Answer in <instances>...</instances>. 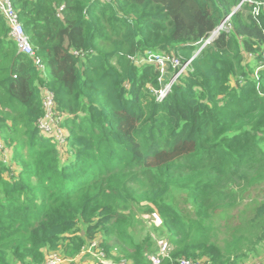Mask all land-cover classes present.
<instances>
[{"label": "trees", "instance_id": "1", "mask_svg": "<svg viewBox=\"0 0 264 264\" xmlns=\"http://www.w3.org/2000/svg\"><path fill=\"white\" fill-rule=\"evenodd\" d=\"M11 1L44 68L0 14V264L94 241L113 264H153L137 214L173 245L159 264H247L264 244V0ZM230 13L158 101L159 69L133 59L186 61ZM45 89L62 143L38 128Z\"/></svg>", "mask_w": 264, "mask_h": 264}, {"label": "built area", "instance_id": "2", "mask_svg": "<svg viewBox=\"0 0 264 264\" xmlns=\"http://www.w3.org/2000/svg\"><path fill=\"white\" fill-rule=\"evenodd\" d=\"M98 2H110L111 0H94ZM242 0L241 2H243ZM62 7H60L61 9ZM0 14L3 16L9 30V35L16 43L18 51L25 53L31 57H35L34 50L32 48L31 42L29 40L28 35L26 34L24 27L19 20V16L17 10L12 4L11 0H0ZM231 16L232 13L228 14L220 24L204 39L198 42L200 45L197 50L193 53L192 57L187 59L186 61H182L180 56H175L172 54H157L151 51H148L145 57L137 60L136 58H132L136 63L139 62H152L159 69L160 76V88L154 90L156 95V99L161 101L171 90L172 85L177 80L179 75L183 72L190 69V64L192 58L202 50L210 41L220 32H229L232 28L231 25ZM35 63L42 70L44 68L41 59L35 57ZM174 70L169 74V69ZM42 108L43 115L38 120V128L39 130L46 135H53L55 139L62 143L65 140V130L60 126V122L62 117L58 115L55 111V101L54 95L50 90H44L42 94ZM0 150L5 160H7L6 148L4 145V141L0 135ZM264 249V244L262 246ZM172 250V245L168 240H161L157 244V250L155 254L150 258V261L153 264H159L164 258L169 257L170 252ZM93 253L96 255L101 264H113L111 261H108L104 256L103 252L96 248V242H91L82 248V251L79 255L84 253ZM78 255V256H79ZM74 259L64 258L55 252H50L46 254L44 264H68ZM116 264H127L125 261H120ZM176 264H198L191 259L188 258H180ZM201 264V263H199ZM250 264H264V257L256 260Z\"/></svg>", "mask_w": 264, "mask_h": 264}, {"label": "rangeland", "instance_id": "3", "mask_svg": "<svg viewBox=\"0 0 264 264\" xmlns=\"http://www.w3.org/2000/svg\"><path fill=\"white\" fill-rule=\"evenodd\" d=\"M6 154H7V162H10L11 163L10 159H11V156H12V151H11L10 148H6ZM11 164L13 166V162ZM254 195H256V194H254ZM254 195H252V198H253ZM257 197H258V195H257ZM186 206L187 205H183V207H186ZM193 209H194V207L191 206V210H193ZM235 210L236 209H234L233 212H235ZM137 216H138V218H141L143 221L141 220L139 222V224L136 226L135 230H136L137 233L140 234V236L144 240H146V243L149 246L148 248L150 250V252L148 253V259L150 260V258L155 254V252L157 250V244H158V242H160L163 239L168 240V238L166 236L162 235L159 232V230H154V229H152L149 226L150 223L155 224V226H159L156 218H154L153 216H151L149 214H137ZM217 221H221L222 224H223L222 227H221V229H220V233H219L218 239H217V241L219 243H221V240L227 235L230 227H232L233 224L230 223V222H227L225 220V218L224 217H221L220 215L218 216ZM79 256H81V255H79ZM85 257L77 260L73 264H100V263L95 262L93 259H89V258H85ZM263 257H264V249L261 248L259 250V252H257L255 255H252L251 256V258L247 261V264L253 263L256 260L261 259ZM121 261H124V260H121Z\"/></svg>", "mask_w": 264, "mask_h": 264}, {"label": "crops", "instance_id": "4", "mask_svg": "<svg viewBox=\"0 0 264 264\" xmlns=\"http://www.w3.org/2000/svg\"><path fill=\"white\" fill-rule=\"evenodd\" d=\"M85 256H86V257H85ZM79 257H80V258H79ZM83 257H85V258H89V259H93L95 262L100 263V261H98L96 255H94L93 253H88V252H86V253H84V254H81V256H77L76 258H74V260H72V261L69 262L68 264H73V263H75L77 260H79V259H81V258H83ZM110 261H111V260H110ZM100 264H101V263H100Z\"/></svg>", "mask_w": 264, "mask_h": 264}, {"label": "bare ground", "instance_id": "5", "mask_svg": "<svg viewBox=\"0 0 264 264\" xmlns=\"http://www.w3.org/2000/svg\"><path fill=\"white\" fill-rule=\"evenodd\" d=\"M211 41H212V40H211ZM211 41H210V42H211ZM21 53H22V52H21ZM23 54H25V53H23ZM97 259H98V258H97ZM98 261H99V260H98Z\"/></svg>", "mask_w": 264, "mask_h": 264}]
</instances>
